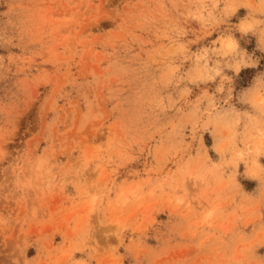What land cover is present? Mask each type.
Returning <instances> with one entry per match:
<instances>
[{
	"label": "rangeland",
	"instance_id": "374dc122",
	"mask_svg": "<svg viewBox=\"0 0 264 264\" xmlns=\"http://www.w3.org/2000/svg\"><path fill=\"white\" fill-rule=\"evenodd\" d=\"M165 4L0 0V264H264L259 125L225 132L258 115L264 35L238 26L259 6L165 29ZM221 37L237 45L224 92L169 82L172 62L195 70L177 43L191 57ZM194 106L213 113L195 141Z\"/></svg>",
	"mask_w": 264,
	"mask_h": 264
},
{
	"label": "clouds",
	"instance_id": "9594fccd",
	"mask_svg": "<svg viewBox=\"0 0 264 264\" xmlns=\"http://www.w3.org/2000/svg\"><path fill=\"white\" fill-rule=\"evenodd\" d=\"M155 2L160 8H166L165 0H155ZM169 2L172 4L173 9L179 13V16H167L166 20L168 23H166L165 29H169L178 23L179 17L193 15L203 21L219 24L222 22L221 15L228 13L229 9L234 10L239 6H250L252 3H256L259 6V18H251L249 21L239 25L238 28L240 31L259 30L261 34L264 35V0H249L248 5H241L240 0H169ZM181 8L184 10L181 11ZM137 28L139 30H144L141 21L137 22ZM132 34L136 38H139V31L134 30ZM153 34L159 39L161 30L157 29ZM164 35L166 38H170L167 35V31H165ZM228 39H231V37H228ZM145 43H151V41L146 40ZM193 43H195V41H193ZM224 43L225 38L221 37L220 40L215 41V44L220 46L204 48L201 53H193L191 57L187 55V45L184 43H177L173 54H183L185 59H193L195 70L187 76L182 75L181 65L172 62L170 63L167 73L169 82L175 81L179 83L187 80L191 84L199 86L201 82L207 84L209 81H216L219 78L220 85L217 91L224 92L225 82L230 79L225 74V69L233 68L234 64L232 58L237 55V45L234 40L227 46H223ZM190 94L191 88H185L181 99L187 104H192V101L189 99ZM207 95V89H202L201 96L197 99L202 100ZM229 99H231L230 95ZM202 117L204 118V123L207 124L213 119V113L210 111L201 113L199 108L194 106L192 111L188 114L186 124L191 125L193 141L197 140L198 127ZM244 119L258 123L261 138L260 147L264 148V92L261 93L258 100V115L249 116L247 113H237L233 118L232 124L225 128V132L229 136L238 135L236 128ZM79 264H84V262H79Z\"/></svg>",
	"mask_w": 264,
	"mask_h": 264
}]
</instances>
